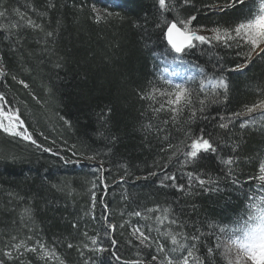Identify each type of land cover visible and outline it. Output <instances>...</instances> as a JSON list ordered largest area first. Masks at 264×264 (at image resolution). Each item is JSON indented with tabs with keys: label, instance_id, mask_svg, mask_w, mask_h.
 <instances>
[{
	"label": "trees",
	"instance_id": "obj_1",
	"mask_svg": "<svg viewBox=\"0 0 264 264\" xmlns=\"http://www.w3.org/2000/svg\"><path fill=\"white\" fill-rule=\"evenodd\" d=\"M166 3L167 11L158 0H0V24L9 26L0 30V94L36 141L0 129L4 264H160L163 254L152 261L155 241L177 262L191 249L189 264H226L221 253L231 229L264 196V182L255 178L264 163V115L234 116L264 100V53L257 48L248 60L250 46L216 41L210 32L234 29L258 12L259 0ZM190 17L191 29L205 30L210 41H194L176 55L164 37L167 24ZM29 19L39 27L28 26ZM221 77L227 90L213 95L209 80ZM175 84L191 90L193 104L172 122L168 111L154 115L150 105L159 103L141 95ZM149 123L154 127L146 131ZM202 134L216 151L188 160L189 137ZM229 158L233 164L223 163ZM165 208L168 219L158 223ZM135 228L150 237V246L140 245ZM169 231L182 234L184 248L171 251L177 246L162 235ZM217 236L222 247L210 254ZM21 242L38 251L11 247ZM40 244L54 256L42 258Z\"/></svg>",
	"mask_w": 264,
	"mask_h": 264
},
{
	"label": "snow or ice",
	"instance_id": "obj_2",
	"mask_svg": "<svg viewBox=\"0 0 264 264\" xmlns=\"http://www.w3.org/2000/svg\"><path fill=\"white\" fill-rule=\"evenodd\" d=\"M187 3V0H185ZM236 3L243 4L244 0H233V3L229 6H235ZM158 4L161 10L167 11L169 10L166 0H158ZM95 10V9H94ZM5 16V12H0V17ZM21 19L23 17L21 16ZM97 21H99L100 17H96ZM195 17H190L187 20H179L173 21L167 24V31L164 33V37L167 40L168 45L171 49L176 53H182L185 49L191 48L194 46V41H199L201 43H207L210 41L209 37L198 35L195 31L191 29L192 20ZM28 26L30 27H39V25H35L34 22L29 19L27 21ZM178 25H182L178 26ZM8 25L0 24V30H8ZM20 24H12L11 28H19ZM159 27V25H158ZM215 35L211 39H215L216 41H227L236 40L237 46H250L249 51L246 56L247 59L250 60L253 52L256 51L257 48H260L261 45H264V0H259L258 13H253L249 18L245 21L240 22L235 26L232 30H221L219 28L212 29ZM234 32V36L233 33ZM53 34L51 32L47 33V36L51 37ZM264 53V48H260V51L257 52V55ZM240 66H238L239 69ZM3 71L0 70V75H3ZM15 79V77H13ZM19 83L23 84L25 88L28 87L27 84H24L23 81H19ZM209 84H211L212 94L216 95L218 89L227 90V83L221 77L218 80H209ZM205 84L202 82L200 85V91L204 92ZM159 94L160 97H166V100L163 102L158 100L156 94ZM4 96L0 94V102L4 101ZM141 99L151 101L152 104L159 103V107H153L150 105V109L154 115L159 114L162 111H168L171 113V120L175 122L177 115L184 110L185 107H191L193 104L192 100V92L185 86L181 84H175L171 91H163L161 89L153 87L150 92H146L141 95ZM201 108L200 111L204 110L205 101H199ZM257 110H261V114L264 115V100L259 101L258 103L252 106H246L245 111L243 113H234V116L239 117L241 115H249L255 113ZM110 111V110H109ZM195 111L192 112V115L195 116ZM223 119V118H222ZM169 121L165 120L164 124H167ZM146 131H151L154 125L151 123L143 126ZM220 128H227L228 125L225 123H220ZM246 127V124L242 123L241 128ZM0 129L4 132L9 133L13 136H21L24 139L31 141L33 144L36 143L35 140L32 139L31 135L27 133V129L24 128V123L20 120L19 115L14 112L5 111L0 105ZM17 129H23V131H18ZM160 131V129H157ZM190 144H186L185 147L188 149L184 152V155L188 160H194L202 153L215 152L216 148L211 141L210 138H205L202 134L199 137L191 138ZM169 147H173L169 145ZM44 151H49V149H44ZM177 151H182V149L178 148ZM87 159L91 160L94 157L89 156ZM223 163L226 165H231L234 163L233 159L229 158L224 160ZM260 175L255 177L259 179L261 182H264V163L259 165ZM151 175H155L152 173ZM189 176H192V173H189ZM165 179H174V177H165ZM198 179V178H197ZM206 181L202 179H198V184L200 186L205 185ZM174 187L176 185H173ZM182 188V186H180ZM264 188V184L261 185ZM93 201H95V196L93 194ZM250 209H254V212H250L247 219L244 220L243 224L239 227L231 229L232 235H230L227 239L229 244L223 245L224 251L221 255L224 257L226 264H243V261H250L251 264H264V196H261L257 203L249 205ZM159 210V209H157ZM149 211H152L151 209ZM168 209L165 208L163 210L164 216L156 217L158 223H162L164 219H168ZM30 210L25 209L24 215H29ZM134 215L140 216V212H135ZM23 218V217H22ZM170 223H176L175 220H171ZM124 225H121L123 227ZM75 227V225H74ZM109 228L114 229V225L109 224ZM159 231V229H158ZM221 232H225V228L220 229ZM240 233V235H236L235 233ZM132 235L139 241L140 245H147L146 242L150 240V237L146 235L139 228L133 229ZM163 236L170 238L171 244L176 245L177 248H173L171 251H176L178 249H182L185 246L179 243L177 237L182 235L181 233H173L171 231L162 233ZM31 237H29L30 239ZM13 240L16 237L12 238ZM193 240L199 239V237H192ZM92 244L95 245L97 240L92 238ZM113 244L116 243L115 240L112 241ZM157 245V255L152 256V261H158L160 254L164 255V261H161L160 264H189V257L193 256V251L191 249L187 250V255L182 256L179 262L175 261L168 255V251L165 248V245L160 241H155ZM231 245L235 246V249L231 247ZM12 248L19 251L21 248H24V251L37 252L38 249L35 247H27L23 242L19 244L11 245ZM69 248L73 247L72 244L68 245ZM222 245L220 243V237H216V245L214 248H209L208 252L214 253L216 249L221 248ZM97 251H104L103 248L96 249ZM39 252L42 253V258L48 259L54 256V252L45 248L44 244L39 245ZM4 256L12 259L11 251H5L3 253ZM115 255V253H113ZM234 255V260L232 256ZM119 259V257H117ZM0 264H4L2 260H0ZM62 264V262H61ZM131 264H141L139 261H133ZM199 264H204L203 261H200Z\"/></svg>",
	"mask_w": 264,
	"mask_h": 264
},
{
	"label": "rangeland",
	"instance_id": "obj_3",
	"mask_svg": "<svg viewBox=\"0 0 264 264\" xmlns=\"http://www.w3.org/2000/svg\"><path fill=\"white\" fill-rule=\"evenodd\" d=\"M193 31H196L198 34H201V35H207V32H205V30H202V29H194ZM211 33H214V32H210V34ZM260 50V48L258 49V51ZM0 105H2V107H3V109L5 110V111H8V112H14V113H17L15 110H10L9 108H7V106H6V104H5V101H2V102H0ZM2 130V129H1ZM18 131H21V129H17ZM3 131V130H2ZM6 133V132H5ZM7 134H9V133H7ZM9 135H11V134H9ZM11 136H13V135H11ZM16 137H21V136H16ZM22 139H23V137H21ZM24 140H26V139H24ZM26 141H28V140H26ZM78 162H80V161H78ZM226 244H229V242H225V245ZM231 247L233 248V249H235V246L234 245H231ZM232 258H233V260H234V255L232 256ZM243 264H251V262L250 261H247V260H245V261H243Z\"/></svg>",
	"mask_w": 264,
	"mask_h": 264
},
{
	"label": "water",
	"instance_id": "obj_4",
	"mask_svg": "<svg viewBox=\"0 0 264 264\" xmlns=\"http://www.w3.org/2000/svg\"><path fill=\"white\" fill-rule=\"evenodd\" d=\"M166 31H167V29H166ZM167 41V40H166Z\"/></svg>",
	"mask_w": 264,
	"mask_h": 264
},
{
	"label": "bare ground",
	"instance_id": "obj_5",
	"mask_svg": "<svg viewBox=\"0 0 264 264\" xmlns=\"http://www.w3.org/2000/svg\"><path fill=\"white\" fill-rule=\"evenodd\" d=\"M21 138V137H20ZM24 139V138H23Z\"/></svg>",
	"mask_w": 264,
	"mask_h": 264
}]
</instances>
